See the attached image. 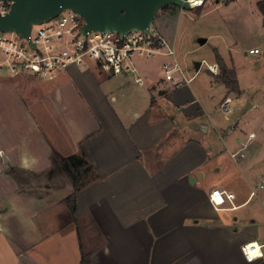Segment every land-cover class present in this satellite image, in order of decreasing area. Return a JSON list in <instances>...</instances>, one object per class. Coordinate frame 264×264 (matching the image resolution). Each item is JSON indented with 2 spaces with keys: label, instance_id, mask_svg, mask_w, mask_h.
<instances>
[{
  "label": "crops",
  "instance_id": "crops-1",
  "mask_svg": "<svg viewBox=\"0 0 264 264\" xmlns=\"http://www.w3.org/2000/svg\"><path fill=\"white\" fill-rule=\"evenodd\" d=\"M154 26L176 46L173 16L158 18ZM214 57L210 63L220 69ZM231 57L229 67L237 74ZM139 58H144L135 59L143 83L133 74L104 72L94 61L58 74L59 79L68 75L81 100L98 110L92 127L71 132V149L60 153L84 152L94 167L77 192L74 213L64 202L73 184L63 195H33L30 184L20 191L9 174L10 166L48 170L50 145L44 153L0 146L5 152L0 158V264H80L83 251L91 253L92 264H264V213L250 207L254 197L264 206V188L251 196L264 180V156L260 146H253L257 134L250 138L251 130L242 136L235 121L221 123L212 116L202 85L192 84L202 67L196 69L198 60L191 73L177 57L188 76L197 72L177 87L163 68L169 57ZM219 69L207 68L209 88H220L217 109L237 95L236 111L242 100L243 111L262 105L264 93L256 102L241 88L238 94L218 79ZM255 177H261L256 184ZM214 188L234 192L236 207L215 208ZM62 206L70 213L65 215ZM249 242L262 245V257L246 259L243 245Z\"/></svg>",
  "mask_w": 264,
  "mask_h": 264
},
{
  "label": "rangeland",
  "instance_id": "rangeland-1",
  "mask_svg": "<svg viewBox=\"0 0 264 264\" xmlns=\"http://www.w3.org/2000/svg\"><path fill=\"white\" fill-rule=\"evenodd\" d=\"M259 1H206L202 6L184 9L172 4L165 5L158 10L153 24L156 25L158 18L164 15L173 16L178 28L176 46L174 44L176 55L178 58L179 55L183 56L179 60L181 59L182 65L189 64L191 73L195 70L196 60L206 59L210 62V57L215 56L213 59L219 66L220 61L231 66L233 56L240 88L250 94L256 102L264 93V12L258 5ZM37 28L38 26L34 31ZM201 37L208 38L203 45L199 43ZM255 47L261 52H249L250 48ZM137 60L142 62L144 58L137 57ZM64 71L63 69L59 73H65ZM198 74L192 84L202 85L201 96L205 98V105L212 116L221 123L235 121L237 133L242 136H248L253 130L255 135L257 134L253 146H260V156H264V102L243 111L245 104L242 100V110L236 111V107L232 113L225 116L217 109L220 88H209L210 75L207 67L202 65ZM57 77L58 75L51 80H43L31 74L0 76V146H3L4 150L22 148L44 153L50 145L53 160L54 152H69L71 149L70 144L68 145V141L72 139L71 132L77 133L80 130L82 133L86 127H92V113L97 114L98 110L91 111L81 100L68 75L64 74L62 79ZM211 133L217 136V131ZM4 155L5 152L0 149V158ZM260 168L264 173V162ZM9 169L10 176L21 184L20 191L26 189L22 184H30L32 188L29 192L33 195H43L49 191L54 195H63L72 186V178L65 171L59 178H55L53 173L48 172L49 169L40 172L19 167L13 169L11 166ZM260 178L255 177L254 183ZM45 184L48 185L47 189L44 188ZM262 191L264 190L260 193ZM257 206L264 213V206L259 203L258 197H254L250 207ZM62 207L64 214L70 213L69 208Z\"/></svg>",
  "mask_w": 264,
  "mask_h": 264
},
{
  "label": "built area",
  "instance_id": "built-area-1",
  "mask_svg": "<svg viewBox=\"0 0 264 264\" xmlns=\"http://www.w3.org/2000/svg\"><path fill=\"white\" fill-rule=\"evenodd\" d=\"M192 7L202 6L206 1L219 0H188ZM12 1H0V15L9 12ZM85 18L71 9L63 10L49 21L33 24L29 36H21L15 31L0 30V76H17L31 74L39 79L51 80L59 72L71 65H83L92 60L104 72L109 74H133L137 83H143L144 77L138 71L135 63L137 57L152 58L160 55L169 57L163 68L166 78L174 86L189 83L197 74L188 76L185 68L176 57L175 48L152 24L150 30L135 29L124 35L118 31L91 30L83 33ZM38 26L36 31L34 28ZM258 47L249 52L258 53ZM213 72H217V64L202 59ZM239 97H226L219 106L225 115L232 113L239 105ZM254 132L249 134L250 138ZM238 152L233 153L237 157ZM257 188H264V180L251 192L256 194ZM236 194L221 188H214L210 193V201L217 209L235 208ZM230 204V206H229ZM253 247H249V246ZM248 249V251H245ZM259 251L260 256L249 259V252ZM243 251L248 261H254L263 256L262 245L249 242L243 245Z\"/></svg>",
  "mask_w": 264,
  "mask_h": 264
},
{
  "label": "water",
  "instance_id": "water-1",
  "mask_svg": "<svg viewBox=\"0 0 264 264\" xmlns=\"http://www.w3.org/2000/svg\"><path fill=\"white\" fill-rule=\"evenodd\" d=\"M2 1V0H0ZM8 13L0 15V30L29 36L33 24H40L71 9L85 18L83 33L91 30L118 31L124 35L135 29L149 31L158 10L165 5L192 8L188 0H10ZM205 37L199 43L206 42ZM199 70L201 61L195 64ZM251 106L249 102L246 108ZM205 125H202L204 127ZM206 128V126H205ZM194 181V177L191 178Z\"/></svg>",
  "mask_w": 264,
  "mask_h": 264
},
{
  "label": "trees",
  "instance_id": "trees-1",
  "mask_svg": "<svg viewBox=\"0 0 264 264\" xmlns=\"http://www.w3.org/2000/svg\"><path fill=\"white\" fill-rule=\"evenodd\" d=\"M258 5L261 11L264 12V0H260ZM219 63L221 73L219 74L218 79L223 81L231 90L241 93L235 68L229 67L221 61ZM93 170L94 167L88 161L84 152L68 156H63L60 153L54 152L52 166L49 168L48 172L55 174L57 172L65 171L71 176L74 190L64 199V202L69 206L72 213L76 210V195L84 183L83 179L91 176ZM80 264H92L90 252H82Z\"/></svg>",
  "mask_w": 264,
  "mask_h": 264
},
{
  "label": "snow or ice",
  "instance_id": "snow-or-ice-1",
  "mask_svg": "<svg viewBox=\"0 0 264 264\" xmlns=\"http://www.w3.org/2000/svg\"><path fill=\"white\" fill-rule=\"evenodd\" d=\"M249 247L251 248L253 246L250 245ZM245 251H248V249H246ZM260 255H261V253L258 250L257 251L249 252V259L251 260V259H253L255 257L260 256Z\"/></svg>",
  "mask_w": 264,
  "mask_h": 264
},
{
  "label": "bare ground",
  "instance_id": "bare-ground-1",
  "mask_svg": "<svg viewBox=\"0 0 264 264\" xmlns=\"http://www.w3.org/2000/svg\"><path fill=\"white\" fill-rule=\"evenodd\" d=\"M193 1L189 2V3H192Z\"/></svg>",
  "mask_w": 264,
  "mask_h": 264
}]
</instances>
